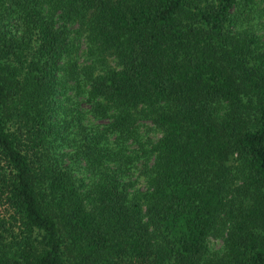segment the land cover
Segmentation results:
<instances>
[{
	"label": "trees",
	"instance_id": "trees-1",
	"mask_svg": "<svg viewBox=\"0 0 264 264\" xmlns=\"http://www.w3.org/2000/svg\"><path fill=\"white\" fill-rule=\"evenodd\" d=\"M257 1L0 0V264H264Z\"/></svg>",
	"mask_w": 264,
	"mask_h": 264
},
{
	"label": "rangeland",
	"instance_id": "rangeland-1",
	"mask_svg": "<svg viewBox=\"0 0 264 264\" xmlns=\"http://www.w3.org/2000/svg\"><path fill=\"white\" fill-rule=\"evenodd\" d=\"M264 1L258 0L256 4L252 8V12L250 14V22L253 24H256V31L260 33L264 37V26L263 24V18L264 16L262 14V6ZM81 47H84V44H81ZM80 101V98H79ZM81 109L86 110L88 108V105L86 102L82 101L80 102ZM93 122L98 123L100 120L93 119ZM140 136H141V142L143 141L146 144H148V140H154L156 137L160 135L159 130L153 126V124L149 120H142L140 121ZM221 244L220 238H214L209 237L208 238V245L211 247V249H217L219 248Z\"/></svg>",
	"mask_w": 264,
	"mask_h": 264
}]
</instances>
